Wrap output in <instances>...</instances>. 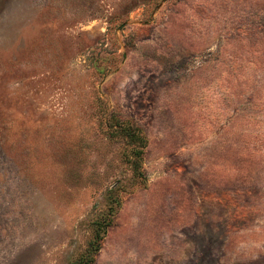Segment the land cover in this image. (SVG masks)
I'll use <instances>...</instances> for the list:
<instances>
[{
	"label": "rangeland",
	"instance_id": "374dc122",
	"mask_svg": "<svg viewBox=\"0 0 264 264\" xmlns=\"http://www.w3.org/2000/svg\"><path fill=\"white\" fill-rule=\"evenodd\" d=\"M112 203L90 264H264V0H0V264Z\"/></svg>",
	"mask_w": 264,
	"mask_h": 264
},
{
	"label": "trees",
	"instance_id": "16d2710c",
	"mask_svg": "<svg viewBox=\"0 0 264 264\" xmlns=\"http://www.w3.org/2000/svg\"><path fill=\"white\" fill-rule=\"evenodd\" d=\"M117 131H119L121 137H126L132 141H141V138H138L136 132L133 129H123L120 125H118ZM124 137V139H126ZM127 140V139H126ZM135 149L133 150L134 153H139V146L134 143ZM132 163V168H135L136 161H130ZM116 200H114V204L117 205ZM114 206L112 204H108L107 208L104 212H102L94 221L91 222V238L87 242L86 248L84 253L80 256L78 263H70V264H90L92 263L95 254L99 250L102 240L105 235L106 228L110 226L112 223V217L114 215Z\"/></svg>",
	"mask_w": 264,
	"mask_h": 264
}]
</instances>
